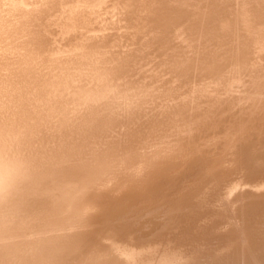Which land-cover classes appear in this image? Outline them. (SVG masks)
Segmentation results:
<instances>
[{
  "label": "bare ground",
  "instance_id": "obj_1",
  "mask_svg": "<svg viewBox=\"0 0 264 264\" xmlns=\"http://www.w3.org/2000/svg\"><path fill=\"white\" fill-rule=\"evenodd\" d=\"M0 264H264V0H0Z\"/></svg>",
  "mask_w": 264,
  "mask_h": 264
}]
</instances>
